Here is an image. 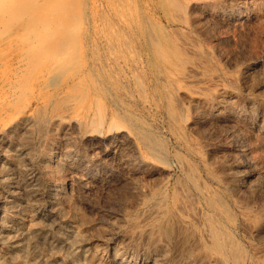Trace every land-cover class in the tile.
Listing matches in <instances>:
<instances>
[{
  "label": "rangeland",
  "instance_id": "obj_1",
  "mask_svg": "<svg viewBox=\"0 0 264 264\" xmlns=\"http://www.w3.org/2000/svg\"><path fill=\"white\" fill-rule=\"evenodd\" d=\"M132 1H133L134 5L131 6L130 4L132 3ZM134 1L135 0H124V1L123 0H120V1L119 0H0V35H3V34H8L9 35V33H11V32L13 33L14 31L15 32L19 31V33H23L26 36L28 35V42H27L28 45H26L27 47H25L26 48L25 50H27V49L29 50L28 53H29L30 57H32L33 55L39 54V53L42 54L43 58L45 57L44 59H48L49 57L50 58L53 57L54 53H56V51H55L56 49L54 48L55 49L54 50L53 47H50V49H48V46H45L46 50L43 49L44 48L43 45H42L43 41H45L47 39L48 41H51L52 43H55V41L58 40L61 37L60 35L65 34L66 31H67L66 33H69L70 31H72L71 35H74V36H72V39H73L74 43L70 47L67 48L68 50H67V53H66V55L68 56L70 62L68 61L67 63H65V66H67V67H69L71 69V71H69V73L66 74L67 76L66 75H56L54 77H51V80H49V81H47L46 79H41V75L39 74V72L36 73L37 70H38L37 69V67H38V65H37L38 62L37 61H38V59L37 60L35 59L34 61H30L31 64H30V62L26 63L25 66L22 68V71L19 72V78H18L19 79V85L21 87H23V93L21 92V90H22L21 89L16 94L15 97H8V99L6 97H4V96L2 97V95L0 94V102L2 103V104H0V107L4 106V104L5 105H10V106H8V111L9 112H7L6 114H3V113L0 112V116L3 115V116L0 117V126L2 125L0 127V132L3 131L2 133H0V137L2 138V139L0 138V149H1L0 150V157L2 156L0 158V164L2 163V166H0V172L3 169L2 167H4V164L6 163V161H13V163L19 164L21 166L20 170L21 169L23 170V171H20V174H19V172H17V170H14L12 172V174H11L12 175L11 179H13V180H11V181L8 180L7 182L5 181V182H2V183L0 182V199H2V197H3V199L4 198L6 199V198H9L8 196H12L13 195V198H11L13 201L11 202V204H9V206H10V210H9L10 215L14 218L16 223H18V222L22 223V221L26 225H29V223H30L31 226L35 229V235H36L35 236L33 234L34 236L30 235L29 237L21 238L22 240L20 241V243H21L22 250L17 252L16 258L17 259H21L22 258V260H25L28 264H45L48 259H49L48 261H52L53 263H56V264H81V263H83V259L82 258H79V260H77L75 263H68V262L66 263L65 260L63 261V259L66 256V253H68V251L71 250V245L72 244H70L69 242L72 243V238L68 234L69 230H70L69 226H71V225H73L74 227L77 226V229L79 231L81 230V232H80L81 243H90L87 246H92V247L93 246L97 247L99 245L101 246V247L99 246V249L101 248L100 250L103 252V253L101 252V254L103 255L101 261H103L104 264L106 262H108L106 264H109V262H110L109 246H108V240L107 239H108V237L110 235H113V233L115 234V236L113 235L114 241L118 242V244L120 245L121 248H124V249L126 248L125 250L126 251L128 250L129 252H131L132 255L134 253H135L134 255H138V254L140 255V254L143 253L142 249H144V248H142V247H141L142 249L140 248L141 245L138 243V240L137 241L135 240V237L134 238H132L131 236L129 237V235H131V231H129L130 227L124 221H121L122 219H121L120 214L122 213V215L123 214L125 215V214L128 213L127 211L132 210V207H133L132 205L135 204L134 199H137L139 191L141 189H145L147 187L162 185L165 182L164 186L167 185L165 189L169 188L168 189L169 193H170V191H174L175 190V192H177V194L183 195L181 193V192H183V191H181V189L183 190V188H182L181 185H179V182H180V184L181 183H182V185L184 184L183 186L185 187V189L187 188L188 191H189V189H188V187H189L191 189L190 192L195 195V196L191 195L187 191L190 194L189 196H187L189 199H190V196H192L191 197L192 200L196 199V197H197V199L195 201L193 200V203H192V204H195L194 206H196V207L199 206L198 200L199 201L202 200L201 192L198 190L199 188H197V187L201 186V187H206L207 189L209 188L208 191L211 194L217 192L218 194H221L222 196L224 195L223 196L224 199L228 202V209H227L228 211L227 210H225V211L223 210L224 211L223 212V217L227 216L226 218H228V219L225 218L226 221L227 220H232V222L231 221H227L228 224L231 225V226L233 225L232 227H234V230H236L235 231L236 233H238V234L241 233L242 234V235L241 234L240 235L243 237V241H244L245 245H247V247L250 249L251 255L254 257L253 258L254 264L255 263L256 264H259V263L264 264V252H262V251H264V247H263L264 246V236H263V234H264L263 232L264 231L261 232V233L260 232L258 233V231H256L255 229H252L253 227L252 228L250 227L251 228V230H250V229H248L249 226H246V225H245V227H246L245 228L244 225H243L244 223L242 222L243 217L240 214L239 210L234 205L236 203L235 201H240V202L244 203V205H247L248 207H250L252 210L262 211L263 215H264V201H263L264 200V182H262V180L264 181V176H261V174L264 175V172H263L264 171V138H261V139H260V137H258L259 139L257 137L254 138L255 136L251 135L253 130L250 128L251 125L253 126V123L255 124V122H256L258 116L260 115V113H264V111H262L264 109V106L261 104V102L264 104V93H263L264 92V85H262L263 82H264V26H263L264 25V20L261 21V22L253 21V23H251V25H249V27L248 26L246 27V30L243 29V28H238V27H235L233 29V27H229L227 24H224L222 21H218V20H215V19H214V21H211L213 23H211V24L209 23V24L206 25L207 21H204L205 19L201 20V18L198 16V14L196 12H193L192 14H190L191 12L188 9L189 6H190V3H189L188 0H182V1L181 0H179V1L170 0L171 2L169 0H164V1L162 0L164 3L169 4V6H168L169 8H168V11L166 12V14L161 13L162 16L160 14L161 18L163 20L167 19V20L176 21V22H179V23H177V25H175V28L177 30L175 29L174 31H172L171 28H167L165 31H163V29H165V28L161 29L160 26L159 27L158 26L155 27V30H157L158 32L162 31L161 33H163V34L164 33L165 34H167V33L171 34V37L170 36L169 37L170 38L173 37L172 40H174V42L177 45H180L181 47L185 46V45L186 46L187 45L195 46V48L198 50V52H200V53H198L200 55V57L197 56L199 59L195 58V61L199 60L197 63H199V62L201 63L202 62V60L200 58H201V56L203 54L204 55L202 56V58H204V59H203V62L201 63L202 65L199 63L201 66L196 63V69H195L196 71L189 72L190 78L188 79V81L186 80V78H183L182 76H177L176 80L173 81V79L172 80L170 79L171 83H168L169 81L167 82L165 80V78L162 77L164 79V81H163V79L161 80V77H160L158 82H161V83L158 84L157 81L156 82H154V81L156 80L155 77L156 76L159 77V75L155 76V74L153 73L152 65L155 62H157L158 60L161 59L160 56L158 54H154V52L156 50H160L161 49V44L163 42V37H161V35H158L156 33V40L157 41L155 40L152 43L153 46L151 45L150 47H148L149 50H151V52L144 50L146 53L144 51H142L143 57H141L140 48L137 49L136 47H134L135 46L134 43L137 40L132 39V37L127 34L128 33L127 32L128 28L123 29L124 27L128 26L127 25V20L131 16L134 15V12L135 13L138 12V7H137L138 5L135 4ZM162 1L152 0L151 3L153 5H155L156 2L158 3V2H162ZM185 1H187V2H185ZM208 1H210L212 3L219 4V3L225 2L227 0H208ZM228 1H232V0H228ZM63 2L65 3L64 4L65 6L62 4ZM118 3L119 4L122 3V5H119ZM177 3L178 4L182 3V4L177 5ZM175 4H176L177 7L175 6ZM135 5H137V6H135ZM181 6H182V8H181ZM51 10H56V12L55 11L53 12V14L54 15L56 14V16H54L53 14H52L53 16L50 15V11ZM64 12L67 13V14H64ZM131 12H133V14ZM51 13H52V11H51ZM193 14H194V16H193ZM118 16L121 17V18H119ZM124 16H125V18H124ZM51 17H53V18H51ZM65 19H67V20H65ZM175 19H177V20H175ZM182 19L184 21H182ZM193 19H195V20H193ZM185 21H187V22H185ZM215 21H218L219 23L218 22L215 23ZM59 22H60L61 26H62V24H63V26H65L64 29L62 27L57 29L56 26H60ZM56 23H58V25ZM25 24H29V25L32 24L34 26V29L31 30L30 32H25V31L19 30V28H21V26L25 25ZM213 24L215 25V28H213L214 27ZM199 25H200V27L202 29L200 27H198ZM203 25H204V27H203ZM208 26H210L209 27L210 29L208 28ZM211 26H213V27H211ZM242 29H243V31L244 30L245 31L244 32L241 31ZM47 30H49V31H47ZM64 30H66V31H64ZM124 30H126V31H124ZM201 30H203V31H205V33H209V34L205 35V33L203 34V32ZM117 31H119V32H117ZM157 31H155V32H157ZM175 31H176V34L174 33ZM73 32H75V33H73ZM121 32H122V34H121ZM19 33H14V36L17 37V35H20ZM41 33L43 35H41ZM116 33L117 34L119 33V35H117ZM48 34H50V35H48ZM51 34L53 36H51ZM35 35H36V38H35ZM47 35L49 36V38H48ZM122 35H125V36H122ZM40 36L41 37L44 36V40L43 39L40 40V38H41ZM11 37H13V36L11 35ZM45 37H47V38L45 39ZM124 37H126V39ZM191 37H193V38H191ZM38 38H39V40H38ZM192 39H194L196 41L193 42ZM36 40L38 41V43H37ZM40 41H42V43ZM124 41H126V42H124ZM133 41H134V43H133ZM159 41H160V44L157 43L155 45V43L159 42ZM179 42L181 44H179ZM186 42L189 43V44H186ZM52 43H50V45ZM131 43H132V45H131ZM41 46H42V48H41ZM153 48H157V49H153ZM44 51H45V53H44ZM52 52H54V53H52ZM6 53L8 54V52H3L1 55L2 56L3 55H7ZM43 54H44V56H43ZM49 54H51L52 56H50ZM70 54H71V56H70ZM147 54H148V56H147ZM225 55H226V57H225ZM227 56L230 59L227 58ZM186 58H187V55H186ZM227 59H229V60H227ZM234 59L237 61V63L235 62ZM207 60H208L209 63L205 62ZM233 60L235 62V66L233 65L234 64ZM137 62H138V64H137ZM146 62H148V63H146ZM243 63L246 66H244ZM36 65H37V67H36ZM253 65L254 66L257 65V66L253 67ZM258 65L260 66V68H258L259 67ZM65 66H64V68L67 70V68ZM85 66L94 68L96 71H98V70L99 71H98V73L96 75L93 74V76L92 75L87 76L86 84H85V82L83 80H82L83 81L82 82L81 79L74 81V83L70 82V83L66 84V78L63 77V76L68 77V75H70L71 73L76 72V70H78L77 68H82V67H85ZM206 66H207V68H206ZM104 70H105V72H104ZM197 70H198V72H201V73L197 74ZM243 70L246 71V72H243ZM261 70H262L263 73L260 72ZM218 71L220 73H218ZM251 71L253 72L254 75L256 74L254 72H257L256 76L259 79L258 78L254 79L256 76H254L252 74L254 76L253 77L251 75V73H250ZM145 72L147 74H145ZM258 72L261 73V75ZM101 73L106 74V76L102 75ZM248 73H250V74H248ZM242 74H243V76H242ZM249 75L252 76V78H249L250 77ZM100 76H101V78H105V80L107 78H108L107 80L111 79L110 80L111 84L114 83V84L117 85V87H116V85L113 84V86H115L114 88L117 90V91H115L116 92V96L119 95V98H123L124 101H126L129 104L130 108L134 112L136 111V113L139 116H141L142 124H144L142 126V129L145 127V129H143V130L146 132L147 135H150L149 136V139H150L149 143L152 145V149L151 150L148 151L147 149L143 148L142 152L144 151L143 153L145 154L146 158L151 160L152 162L161 164V161H163V162L165 161L164 165H166L165 167L168 169V171H166V172H168V173L165 174V172H161L162 174H160V173H156L153 169H151V170L148 169L147 170L146 168L145 169L143 168L141 171H138V173L136 174L140 178H138L136 175H135L136 177L135 176L132 177V175H131L132 174V170L137 169L138 166L134 164V166H135L134 168H133V165H132V166H130V168L127 166L129 168L128 170L126 169V167H123L124 169H122L121 168L122 166H120L119 163H118V161H119L118 158H121L124 155L122 150L119 152L120 154L122 153L121 154L122 156L119 153L115 154L114 150H113V145L109 143V146H108V143H106V142H105L106 143L105 147H104L105 144L102 143L104 148L101 147L102 145L100 144L98 147H101V148H99V150L96 149L97 152L98 151H103V149H104L103 152L97 153L96 151H94V152L88 151L87 149H89V146H91V144L89 143L88 145L86 144L87 146L84 145V144L79 145L78 147L81 146L80 150L77 147V149L74 151V153H72V157H76L77 159H78V157H80V155L85 153L82 156L86 155L87 159L83 162L84 163L83 166L85 165L83 168H86L88 166L87 168L89 169L94 159H95L94 160L95 163H96L97 160H98L97 163L101 162L99 164L100 168L97 167L96 171L94 169L91 172V173L94 172L93 174L90 173L88 175L86 173L87 177H85V173L84 172H86L88 170L87 168L86 169L82 168V170H76L75 168L72 167V169H74V171H76V172H74L71 169V167H69V164L67 165V164L64 163V161H63L64 157L63 156L69 150V146H68L69 143H68L67 139H69L71 136H74V134L71 132L72 130L69 127L67 128V126H62V125H60L58 123H55L56 124L55 125V124L51 123L49 119L51 118V115H53V113H55L57 110L58 111H63L64 109H67L71 105V102H72L71 100H74L73 103L75 101H77V102L80 101L82 99V93L81 92H85V90L88 88L87 86L88 85L90 86L91 83H93V85H95L94 82L97 81L98 78H100ZM145 76L147 78H145ZM191 77L195 78V80L193 78H191ZM205 78L209 79V81L207 82V79H205ZM149 79L150 80L152 79V80L149 81ZM178 79L179 80L181 79V81H183V82H181V81L179 82ZM192 79L194 80V83H193ZM200 79L201 80L204 79L205 81L204 80L200 81ZM243 79H244L245 84L242 81ZM245 79H247V80H245ZM249 79L252 82V85H255V86H250L251 82L249 81ZM41 80H42V82L46 81V82H44L46 84L45 85L41 84V86L38 85V86H36L34 88H32L33 86H30L32 83H36L37 81H41ZM89 80H90V83H88ZM144 80H146V81L148 80L147 84L149 82V85H147L148 86V90L147 91L144 90V88L142 89V87H143L142 82ZM189 80L192 81V82H190ZM256 80L258 82L260 80L261 84H260V82L258 83ZM172 82H173V84L175 82L177 85L176 84L173 85ZM256 82L258 84H256ZM24 83H25V85H24ZM198 83H200V84H198ZM240 83H243L244 86L242 84H240ZM161 84H162V86H161ZM213 84H215V85H213ZM247 84L248 85L250 84L249 86L253 87V88H250ZM204 85H206V86H204ZM245 85H247L248 88ZM26 86H27V88H25ZM29 86L31 88H29ZM156 86L159 87V88L155 89ZM164 86H167V87H164ZM173 86H175V88ZM196 86H198V88ZM212 86H213V88H212ZM72 87H74V88L72 89ZM168 87H170V89ZM240 87H241V89H239ZM53 88H54V91H53ZM118 88H119V90H118ZM163 88H164L165 91H167V90L171 91V92L173 91L174 93H177L179 95V97H178V100L180 99L179 103L180 104H184L182 106H183L184 113H185L186 117H185V115H183V116L185 117L186 121L182 120V118H180V117H177L176 113H178V108L176 106H178V104H177L178 102L176 100V97L175 96L172 97V93H170L171 99L173 100V102H172L170 100L169 96L168 97L162 96V94H164L163 92H165L163 90ZM176 88H178V89H176ZM220 88H225L229 92L233 93V96L235 97V99H238V97H239V99H241L244 102L243 103L240 100V102L243 105L247 106L248 102L249 103H251V102L253 103L254 102V105L256 104L255 107H254L255 109L253 108V110H252L254 113H251L252 111L249 112V110L248 111L246 110L247 112L246 111L242 112L240 110H236L235 113H236V115L238 114L237 115L238 118L240 120L243 118L241 121L240 120L239 121L240 122L243 121V123L245 122L244 123L245 125L242 126L243 123H240L239 125L242 126V129L234 128V131H235V129H237L235 132L231 128L230 129H224L223 127H221L222 131H220V130L218 131V129H220V126H218V125L216 126V124L214 125L213 123H212L213 125L211 123H209V124H207V123L205 124L204 123L202 125V123H201L200 126H196V128H194L196 130H197V128H198V130L200 128L205 129V131L207 132L206 134L204 133L205 131L202 130V129H200L201 132L203 131L202 133L200 132V130H199V132L197 131L198 133L194 132L195 130L192 129V128H191V130H192L191 131L190 127H188L187 124H189L188 121H193L195 114L188 108L189 101L191 100L190 97L196 96V95H198L200 93H204L206 95H213V94L217 95V92H218V90ZM243 88H245V89L243 90ZM24 89H26L27 91L24 90ZM171 89H173V90H171ZM247 89L248 90L250 89V90L248 91ZM261 89H262V91H261ZM72 90H73V92H72ZM191 91H193V92H191ZM69 92L70 93L71 92L72 93L75 92L74 93V95H75L74 97H75L76 100L74 98L72 99L73 95H71L72 97L68 98L67 100L61 98V96H64V94H69ZM55 93L59 94L58 96H59L60 99H55L58 102L57 101L55 102V100H54V102L56 104L54 103V104H51V105H55L56 106L57 103H60V105L58 104V106L55 107V108H53L54 106L53 107L49 106V107H47L46 110H44L45 109L44 106L48 104V101L51 100V98L53 97V95ZM117 93H118V95H117ZM180 93L181 94L183 93V94L181 95ZM187 94L189 95V98L185 97V95L188 96ZM46 95H47V97H46ZM50 96H51V98H50ZM159 96L161 98H159ZM49 98H50V100H49ZM132 98L133 99L135 98L134 99L135 101ZM158 99H159L160 102L157 101ZM3 100L6 101V103ZM166 100H167L168 103L166 102ZM13 101H16V102H13ZM43 101H44V103H43ZM174 101H176V102H174ZM171 102H172L173 106L171 105ZM154 103H156V104H154ZM166 103H167V106H166ZM160 104H162V105H160ZM26 105H30L32 108H36V109H32V115H33L34 118L33 119H29V120L28 119L27 120H21L20 124H18L17 127H13L11 129V125H9L10 121L13 118H17V116H18L17 115L18 113L16 112V114H15L14 112L18 110V107L21 108V106L23 107V106H26ZM9 107H11V108H9ZM100 107L101 106H95V108H94V110H96L95 112L97 113V114L95 113L97 121H95V125H93V129H96L95 131H98L100 129H101L100 131H102L104 125H106V123L104 124V122H105V114L106 113H105V110H103ZM166 107H168V108H166ZM48 108H49V110H48ZM51 108L54 110V112H53V110ZM172 108L173 109L175 108L174 109L175 112H173L174 110L173 111L171 110ZM39 109L40 110L43 109V111H44V112L42 111V116H41V113L39 112ZM257 109L261 110L262 112L258 111ZM254 110L255 111L257 110V111L255 112ZM37 111H38V114H37ZM50 111L53 112V113H51V115L48 114V113H50ZM102 112L104 114H102ZM170 112H172L173 114L170 113ZM192 114H194V116ZM244 114H246V115H244ZM11 115H13V116H11ZM239 115H240V117H239ZM252 115L255 116V117H253ZM253 118H255V119H253ZM171 119L174 120V121L172 122ZM41 120H44V121H41ZM24 122H25V124H24ZM34 122H36V123H34ZM174 122H177V123H174ZM249 122H250V124L251 123L252 124L250 125ZM176 124H177V127H176ZM183 124H185V125H183ZM50 125H52V126H50ZM58 125H60V127ZM246 125H247V127H246ZM8 126H10V127H8ZM211 126H214V127H211ZM176 128H177V130H176ZM215 128H217V129H215ZM64 129H66L67 131L64 130ZM212 129L216 130L217 132L216 131L212 132ZM105 130H104L103 136H106L107 135L106 133H108L106 128H105ZM223 130H225V132H226V130L227 131L231 130L232 132H226V133L224 132V133H222ZM245 131L249 132V135L251 136V138H250L249 135H247L248 132H245ZM65 132H67V133H65ZM238 132L240 134H242V135L239 136ZM41 133H42V135H41ZM63 133H65L64 137H63ZM194 133H196V134H194ZM235 133H236V135H235L236 137H234ZM232 134H233V136H232L233 139L231 138L232 140L230 138H228L230 140L225 139V137L227 138L228 135H229V137H231ZM206 135L207 136L209 135V136L207 137ZM222 136H224V138ZM245 136L246 137L248 136V137L245 138ZM211 137H212V139H211ZM240 137H243V138H240ZM61 139H64V140H61ZM220 139H221L222 142L219 141ZM243 139H245V140H243ZM249 139H251V140H249ZM179 140H181V141H179ZM253 140H254L255 143H253ZM61 141H62L63 145H62ZM140 143H142V142H140ZM242 143H244L243 144L244 146H241ZM245 143H246V145H248L247 146L248 148H246ZM3 144H4V146H3ZM66 144H67V146H66ZM187 144H189V145H187ZM233 144H235L236 146L233 145ZM237 144L239 145L238 146L239 148L237 147ZM57 145H59V146H57ZM157 145L160 146V147H158ZM153 146H155V147H153ZM189 146H190L191 150L187 149ZM202 146L205 149L202 148ZM224 146H226V150L227 151L225 150ZM262 146H263V148H261ZM221 147H224V148H221ZM253 147H254V149H253ZM259 147H260V149H259ZM217 148L218 149L220 148V149L218 150ZM2 149L5 150V151H3ZM19 149H22V150H19ZM155 149H157V150H155ZM247 149H248V151H246ZM6 150H7V152H6ZM62 150H64L65 152L62 151ZM77 150L79 152H77ZM214 150L216 152L217 151L218 152L216 153ZM229 150H230V153H229ZM87 151L91 152L93 155H91V153H89V156H88ZM154 151H155L156 154L158 153L157 154L158 156H155L156 154L154 153ZM80 152H83V153H80ZM219 152H221V153H219ZM95 153H96V155H95ZM124 153H125V151H124ZM163 153H165V155ZM200 153H202V154H200ZM227 153H229V154H227ZM240 153H242V154H240ZM245 153H247V154L245 155ZM74 154H77L79 156L74 155ZM100 154H101V156H100ZM108 154L109 155L110 154L111 155L114 154L115 157H114V155L112 157L111 155L109 156ZM149 154H152V155H149ZM209 154H210V156H209ZM234 154L235 155L237 154V155L235 156ZM213 155H215V156L219 155V156H217L218 157L217 158V157H215ZM223 155H224V157L226 159L228 158L227 162H226V159H225V161L222 160V158L224 159ZM17 156H19L21 159H19V157H17ZM103 157L105 159H103ZM111 157H112V159H111ZM150 157H152V159ZM156 157H158L157 160H156ZM22 158H25V159L23 160ZM76 158H73V159H76ZM90 158H91V160H90ZM92 158H93V160H92ZM161 158H163V159L160 160ZM100 159H101V161H99ZM106 159L108 160V162H107ZM109 159L111 160V162L113 161V163H111ZM176 159H178L179 161H181V160H183V161H181L179 163V161H177ZM261 159H263V160H261ZM56 161H57V163H56ZM166 161L168 162L167 164H166ZM19 162H21L22 164H20ZM110 163H111V166L114 165V168L110 166ZM181 163H182V166H181ZM183 163H184V165H183ZM188 163H189V165H188ZM62 164H64V166L66 165V167H64ZM107 164H109V165L107 166ZM257 164H258V166H257ZM56 165H58V166L56 167ZM100 165H102V166H100ZM115 165H116V167H115ZM61 166H63L65 169L63 167H61ZM105 166H107V169L105 168ZM184 166H185V168H184ZM117 167L120 168V171H118L119 168H117ZM252 167L255 169V171H253L254 169ZM58 168H61L60 169L61 171ZM109 169H110V172H109ZM184 169H187V170L185 171ZM258 169H259V171H258ZM83 170H85V171H83ZM115 170H117L116 172H118V173H115L114 172ZM143 170H144V172H143ZM145 170H147L146 173H145ZM193 170H194V172H193ZM70 171H72V172H70ZM104 171H106V172H104ZM149 171H152V172L148 173ZM120 172H122L123 175L119 174ZM72 173H74V174L76 173V175L73 174L76 177V179L72 175ZM108 173H110V174L108 175ZM144 173H145V175H144ZM21 174H22V177H20ZM163 174L165 175V177H164ZM81 175H83L85 178L83 176H81ZM90 175H92L91 178H90ZM105 175L107 177H105ZM157 175H159V177L160 176L161 177L158 178ZM123 176H125V178ZM153 176L154 177L157 176V177L154 178ZM177 176H178L179 179L177 178ZM190 176H191V178H190ZM193 176H194V178H193ZM205 176H207V177H205ZM213 176H215V177H213ZM70 177H72V179ZM81 177H82V179L84 178V180H85L84 183L86 182V180L88 181L85 184L88 185L90 183L88 185V187H90V188H87V190H86L85 187H82L81 185H80L81 186L80 187L79 183L77 182V179L81 178ZM117 177H119V178L116 179V181L119 180L120 183H118V185H121V186H120V188H118L117 190L114 191V190H111L113 186L112 185L110 186L108 182L114 181L115 178H117ZM21 178H22V181H21ZM120 178H122L121 181H120ZM136 178H138V180ZM195 178H196V182H198V184L195 183ZM73 179H75L76 182L73 181ZM128 179H132V181L129 180V182H128ZM133 179H135V180H133ZM140 179H142V180L144 179V182L141 181ZM148 179H150V180H148ZM176 179L178 180L177 182H176ZM259 179L261 180V183H260ZM96 180H99V181H96ZM106 180H108V181H106ZM124 180L127 181L128 183L125 182ZM154 180H155V182H154L155 184H153ZM241 180H243L244 183ZM157 181H160V182L158 183ZM251 181H252V183H251ZM30 182L35 184L34 188L31 187L30 185H28ZM91 182H93V183H91ZM101 182H103V183H101ZM124 182L127 183L128 185L127 184L124 185L125 184ZM136 182H137V184H136ZM138 182H139V184L142 183L143 185H139ZM148 182H149V184H148ZM249 182H250V184H249ZM53 183L55 185H57V186L59 185V187H61V184H62L63 187H61V188L64 190L63 192H65L64 197H67V194H68V198L67 199H69L70 201L71 200H74V201L70 202L66 198H65L66 200H64V197L63 198L61 197L62 194L59 195V196L56 195L55 191L53 190V186H54ZM75 183H76L77 187H75ZM176 183L178 184V186H177ZM218 183H220V184L218 185ZM135 184H136L137 187H135ZM228 184L229 185L238 186V188H241L240 186L243 187V185L248 186V187L252 186V187H254V189L252 187H251L252 189L250 187L247 188L249 190V192H250V193L248 192V194H247L246 192L248 190L247 189L244 190L243 188H241L240 191L238 190V193L240 192L239 193L240 195H239V194H237V191L236 192L235 191L234 192L226 191L225 189H226ZM97 185H99V186H97ZM101 185H104L105 187H103V186L101 187ZM78 186L82 189L80 191H82V193L84 195H80V192L78 190ZM131 186H132V188L135 187V190H134V188L132 189ZM140 186H141V188H140ZM210 186L213 188V190H212V188ZM121 187H123V188H121ZM177 187H180L181 189L177 188ZM71 188H73V190ZM33 189L36 190V191H34L35 193L32 191ZM109 189H110L111 192L109 191ZM178 189H179V191H178ZM66 190H68V192ZM101 190H102V192H101ZM120 190H122V191L120 192ZM132 190H134L133 193H132ZM250 190H252L253 192H251ZM86 191H88V192H86ZM74 192H75V194H74ZM76 192H79V193H76ZM184 192H186V190ZM107 193H108V195H107ZM109 193L112 194V195H110ZM123 193H125V194H123ZM251 193H253V194H251ZM256 193H257V195H256ZM1 194H2V196H1ZM126 194H128V196ZM130 194L132 196H130ZM184 195H188V194H184ZM59 197L61 198L60 200H58ZM122 197H124V198H122ZM126 197H128V198H126ZM193 197H195V198H193ZM198 197H200L201 199L198 198ZM192 204L190 203L189 205L192 206V208H193ZM197 204H198V206H197ZM16 206H17V208H16ZM60 206L62 208H59ZM118 206H119V208H118ZM60 211H61V214H60ZM75 211H76V213H75ZM115 211H117V212H115ZM121 211H123V212H121ZM35 214H37V215H35ZM116 215L117 216L119 215V216L117 217ZM41 218H42V220H41ZM67 218L70 219V220H68ZM208 219L212 220L211 217H208ZM71 220H72V222H71ZM111 221H113V222H111ZM238 221L240 223H238ZM110 222H111V225H112L111 226L112 229L110 228L111 230L109 229ZM120 223H121V225H120ZM241 225H243V226H241ZM127 228H128V230H127ZM118 229H119V231H118ZM121 229L123 231H120ZM38 231H39V233H38ZM127 231H129V232H127ZM255 232L257 234H255ZM108 233H110V235ZM124 233H125V235H124ZM122 234H123V237L121 239ZM65 235H67V236H65ZM81 235H83V236H81ZM126 235L128 236V238H127ZM259 237H261V238H259ZM123 240H125V241H123ZM94 241L96 242V244L94 243ZM104 241H105V244H104ZM260 247L263 249L262 251H261ZM129 248H130V250H129ZM140 249L142 251V252L140 251L141 253L139 252ZM65 250H66V252H65ZM137 250H138V252H137ZM62 252H64L65 254L62 253ZM255 252H258V253H255ZM257 254H259L260 256L257 255ZM60 256H63V257H60ZM30 259L31 260L35 259L36 261L32 260V262H31V261H29ZM54 259H56V260H54ZM123 259L124 258L122 257L120 259V262L123 261ZM135 262L137 264L138 263L139 264L140 263L141 264H145V263L147 264V260L145 261V259L143 260L142 258H139L137 260L135 259ZM135 262H134V258H132L131 264H135Z\"/></svg>",
  "mask_w": 264,
  "mask_h": 264
},
{
  "label": "bare ground",
  "instance_id": "obj_2",
  "mask_svg": "<svg viewBox=\"0 0 264 264\" xmlns=\"http://www.w3.org/2000/svg\"><path fill=\"white\" fill-rule=\"evenodd\" d=\"M120 1V0H119ZM124 1V0H123ZM152 0H135L134 3L137 4L135 6L138 7V12H134V15L131 16L128 20H127V25L126 27H124L123 29L125 28H128V35H130L132 37V39H135L137 41H133L134 43V47H136L137 49L140 48V55L141 57H143V53L142 51H149L151 52V50H149L148 47H150L151 45L153 46V42L156 40V33L158 35H161V37H163V42L161 44V49L160 50H156L154 52V54H158L160 56V60H158L157 62H155L153 65H152V69H153V73L156 75H159L156 76V80L154 82H158L160 77H161V80L163 78H165V80L168 82V83H171L170 81L173 79L176 80L177 79V76H182L183 78H186V80L188 81V79L190 78V74L189 72L191 71H196V63L199 61H195V58L196 59H199L197 56L200 57V55L198 53V50L195 48V46L193 45H185V46H180V45H177L171 37V34H163L161 32H158L157 30H155V27H161L162 28H165L163 29V31H165L167 28H171L172 31H174L176 28H175V25H177V23L179 22H176V21H170V20H163L161 18L162 14H166V12L168 11V6L169 4L167 3H164L162 0H159V1H162V2H156L155 5H153L151 3ZM170 1V0H169ZM179 1V0H177ZM182 1V0H181ZM189 3H190V6H189V11L191 12L190 14H192L193 12H196L198 14V16L202 19H205L204 21H207L206 25L207 24H211L213 22L211 21H214L215 20H218V21H222L224 24H227L229 27H233V29L235 27H238V28H243L246 30V27L249 25H251V23H253V21L255 22H261L264 20V0H232V1H225V2H222V3H219V4H216V3H212L208 0H188ZM131 2V1H130ZM171 2V1H170ZM187 2V1H185ZM127 3V2H126ZM176 3V2H175ZM63 5L65 4L64 2L62 3ZM119 4V3H118ZM129 4V3H128ZM171 4V3H170ZM182 4V3H180ZM177 3V5H180ZM16 5V4H15ZM23 5V4H22ZM72 5V4H71ZM119 5H122L119 4ZM131 6L134 5L133 4V1L132 3L130 4ZM65 6V5H64ZM130 6V7H131ZM134 6V7H135ZM172 6V5H171ZM176 6V4H175ZM174 6V7H175ZM125 7V6H124ZM173 7V6H172ZM177 7V6H176ZM184 7V6H183ZM117 8V7H116ZM128 8V7H127ZM132 8V7H131ZM182 8V6H181ZM71 9V8H70ZM135 9V8H134ZM133 9V10H134ZM60 10V9H59ZM72 10V9H71ZM70 10V11H71ZM172 10V9H171ZM43 11V10H42ZM52 11V13H51ZM50 11V15L53 14V12L56 10H51ZM65 11V10H64ZM188 11V12H189ZM60 12V11H59ZM18 13V12H17ZM133 14V12H131ZM64 14H67L64 12ZM131 14V15H132ZM161 14V16H160ZM175 14V13H174ZM23 15V14H22ZM54 15V14H53ZM52 15V16H53ZM71 15V14H70ZM119 15V14H118ZM124 15V14H123ZM170 15V14H169ZM7 16V15H6ZM56 16V14L54 15ZM120 16V15H119ZM118 16V17H119ZM177 16V15H176ZM194 16V14H193ZM197 16V17H198ZM64 17V16H63ZM164 17V16H163ZM179 17V16H178ZM47 18V17H46ZM50 18V17H49ZM53 18V17H51ZM66 18V17H65ZM121 18V17H119ZM118 18V19H119ZM125 18V16H124ZM127 18V17H126ZM182 18V17H181ZM180 18V19H181ZM186 18V17H185ZM193 18V17H192ZM196 18V17H195ZM48 19V18H47ZM199 19V18H198ZM61 20V19H60ZM67 20V19H65ZM126 20V19H125ZM177 20V19H175ZM195 20V19H193ZM58 21V20H57ZM121 21V20H120ZM182 21H184L182 19ZM218 21H215L218 22ZM54 22V21H53ZM61 22V21H60ZM59 22V24H60ZM126 22V21H125ZM187 22V21H185ZM195 22V21H194ZM203 22V21H202ZM62 23V22H61ZM214 23V24H215ZM219 23V22H218ZM38 24V23H37ZM58 25V23H56ZM118 24V23H117ZM203 24V23H202ZM213 24V25H214ZM261 24V23H260ZM74 25V24H73ZM120 25V24H119ZM219 25V24H218ZM222 25V24H221ZM256 25V24H255ZM259 25V24H258ZM262 25V24H261ZM51 26V25H50ZM196 26V25H195ZM194 26V27H195ZM202 26V25H201ZM217 26V25H216ZM264 26V25H263ZM49 27V26H48ZM52 27V26H51ZM57 29L62 27L63 29L65 28V26H56ZM121 27V26H120ZM200 27V25L198 26ZM204 27V25H203ZM210 26H208L209 28ZM213 27V26H211ZM245 27V28H244ZM260 27V26H259ZM61 28V29H62ZM119 28V27H118ZM201 28V27H200ZM215 28V25L214 27ZM34 29V26L32 24H25V25H22L21 28H19V30H22V31H25V32H30L31 30ZM122 29V30H123ZM159 29V28H158ZM197 29V28H196ZM202 29V28H201ZM210 29V28H209ZM232 29V28H231ZM232 29V30H233ZM237 29V28H236ZM243 29L241 31H243ZM77 30V29H76ZM75 30V31H76ZM79 30V29H78ZM177 30V29H176ZM198 30V29H197ZM208 30V29H207ZM244 30V31H245ZM43 31V30H42ZM49 31V30H47ZM60 31V30H59ZM66 31V30H64ZM126 31V30H124ZM157 31V32H155ZM160 31V30H159ZM199 31V30H198ZM203 32V34L205 33V31L201 30ZM243 31V32H244ZM38 32V31H37ZM36 32V33H37ZM56 32V31H55ZM67 32V31H66ZM63 34V35H60L61 37L55 41V43H52L51 41H48L45 37V41H40L43 45V49H45V46H48V49H50V47H53V49L56 51V53H54L53 57H49L48 59H44L42 57V54L39 53V54H36V55H33L32 57L29 56V50H25L27 47L26 45L27 42H28V35L26 36L25 34L23 33H19V31H14L13 33H9L8 34H3V35H0V94L2 95V97H6L8 99V97H15L16 94L21 90V92L23 93V87H21L19 85V72L22 71V68L25 66L26 63H29L30 61H34L35 59L37 60L38 59V67H37V72H39V74L41 75V79H46L47 81L51 80V77H54L56 75H66L67 73H69V71H71V69L67 66H65V63H67L69 61V58L68 56L66 55L67 53V48L70 47L74 41L72 39V36L74 35H71V32L72 31H68L69 33H66ZM119 32V31H117ZM178 32V31H177ZM3 33V32H2ZM14 33H19L20 35H17L14 36ZM75 33V32H73ZM72 33V34H73ZM176 34V31L174 32ZM179 33V32H178ZM184 33V32H183ZM30 34V33H29ZM54 34V33H53ZM57 34V33H56ZM62 34V33H61ZM117 34V33H116ZM122 34V32H121ZM126 34V33H125ZM206 34H209V33H205ZM11 35L13 37H11ZM37 35V34H36ZM36 35H35V38H36ZM41 35H43L41 33ZM50 35V34H48ZM47 35V36H48ZM55 35V34H54ZM71 35V36H70ZM119 35V33L117 34ZM174 35V34H173ZM38 36V35H37ZM51 36H53L51 34ZM122 36H125V35H122ZM170 36V37H169ZM184 36V35H183ZM190 36V35H189ZM41 37V36H40ZM32 38V37H31ZM49 38V36H48ZM78 38V37H77ZM118 38V37H117ZM126 39V37H124ZM193 38V37H191ZM33 39V38H32ZM43 39L44 40V36H42L40 38V40ZM55 39V38H54ZM76 39V38H75ZM182 39V38H181ZM31 40V39H30ZM39 40V38H38ZM51 40V39H50ZM193 42H195L196 40L192 39ZM34 41V40H33ZM37 41V40H36ZM35 41V42H36ZM48 41V42H47ZM127 41V40H126ZM124 41V42H126ZM157 41V40H156ZM161 41V40H160ZM160 41L159 42H156L155 45L157 43L160 44ZM77 42V41H76ZM185 42V41H184ZM183 42V43H184ZM38 43V41H37ZM50 43H52L50 45ZM128 43V42H127ZM126 43V44H127ZM200 43V42H199ZM124 44V43H123ZM125 44V45H126ZM129 44V43H128ZM127 44V45H128ZM179 44H181L179 42ZM186 44H189L186 42ZM126 45V46H127ZM132 45V43H131ZM154 45V46H155ZM131 47V46H130ZM156 47V46H155ZM31 48V47H30ZM42 48V46H41ZM40 48V49H41ZM47 48V47H46ZM127 48V47H126ZM37 49V48H36ZM77 49V48H76ZM151 49V48H150ZM153 49H157V48H153ZM46 50V49H45ZM39 51V50H38ZM123 51V50H122ZM144 51V52H145ZM3 52H8L7 55H1ZM41 52V51H40ZM76 52V51H75ZM137 52V51H136ZM45 53V51H44ZM51 53V54H52ZM123 53V52H122ZM139 53V52H138ZM146 53V52H145ZM32 54V53H31ZM51 54H49L50 56H52ZM75 55V54H74ZM186 55H187V58H186ZM204 55V54H203ZM202 55V56H203ZM44 56V54H43ZM71 56V54H70ZM73 56V55H72ZM148 56V54H147ZM153 56V55H152ZM201 56V60L203 62V59ZM232 56V55H231ZM48 57V56H47ZM46 57V58H47ZM212 57V56H211ZM226 57V55H225ZM233 57V56H232ZM72 58V57H71ZM157 58V57H156ZM155 58V59H156ZM227 58H229L227 56ZM263 58V57H262ZM142 59V58H141ZM206 59V58H205ZM230 59V58H229ZM227 59V60H229ZM232 59V58H231ZM259 59V58H258ZM71 60V59H70ZM200 60V61H201ZM235 60V59H234ZM233 60V62H234ZM262 60V59H261ZM149 61V60H148ZM36 62V61H35ZM70 62V61H69ZM88 62V61H87ZM201 62V63H202ZM205 62H208L205 61ZM204 62V63H205ZM235 62L237 63V61L235 60ZM235 62H234V66H235ZM239 62V61H238ZM131 63V62H130ZM148 63V62H146ZM151 63V62H150ZM200 63V62H199ZM199 63H197L198 65H200ZM209 63V62H208ZM218 63V62H217ZM228 63V62H227ZM31 64V62H30ZM69 64V63H68ZM135 64V63H134ZM138 64V62H137ZM207 64V63H206ZM205 64V65H206ZM249 64V63H248ZM33 65V64H32ZM202 65V64H201ZM200 65V66H201ZM204 65V66H205ZM244 65V63H243ZM260 65V64H259ZM258 65V66H259ZM64 66L67 68V70L64 68ZM69 66V65H68ZM184 66V67H183ZM203 66V67H204ZM210 66V65H209ZM233 66V67H234ZM246 66V65H244ZM243 66V67H244ZM248 66V65H247ZM250 66V65H249ZM252 66V65H251ZM257 66V65H256ZM253 65V67H256ZM31 67V66H30ZM33 67V66H32ZM147 67V66H146ZM216 67V66H215ZM232 67V66H231ZM242 67V66H241ZM263 67V66H262ZM148 68V67H147ZM207 68V66H206ZM260 68V66L258 67ZM78 70H76V72L74 73H71L70 75H68V77L66 76H63L66 78V84L67 83H70V82H73L76 81V80H80L81 81L83 80L86 84V78L87 76H90L93 74H97L98 71H96L94 68H91V67H82V68H77ZM209 69V68H208ZM252 69V68H251ZM250 69V70H251ZM255 69V68H254ZM257 69V68H256ZM33 70V69H32ZM150 70V69H149ZM238 70V69H237ZM241 70V69H240ZM245 70V69H244ZM243 72H246L244 71ZM247 70V69H246ZM24 71V70H23ZM29 71V70H28ZM254 71V70H253ZM258 71V70H257ZM26 72V71H25ZM105 72V70H104ZM204 72V71H203ZM207 72V71H206ZM249 72V71H248ZM262 72V70L260 71ZM29 73V72H28ZM133 73V72H132ZM196 73V72H195ZM198 73H201V72H198L197 70V74ZM205 73V72H204ZM218 73H220L218 71ZM251 75L253 74V72L251 71L250 72ZM248 73V74H250ZM257 74V72H254ZM259 73V72H258ZM263 73V72H262ZM21 74V73H20ZM100 74V73H99ZM102 75H105L106 74H103L101 73ZM108 74V73H107ZM120 74V73H119ZM145 74H147L145 72ZM149 74V73H148ZM193 74V73H192ZM229 74V73H228ZM247 74V73H246ZM256 74L254 76H256ZM261 75V73H259ZM258 74V75H259ZM196 75V74H195ZM223 75V74H222ZM252 75V76H253ZM259 75V76H260ZM263 75V74H262ZM71 76V77H70ZM149 76V75H148ZM193 76V75H192ZM208 76V75H207ZM243 76V74H242ZM248 76V75H247ZM246 76V77H247ZM250 76V75H249ZM252 76H250L249 78H252ZM253 76V77H254ZM21 77V76H20ZM60 77V76H59ZM110 77V76H109ZM150 77V76H149ZM163 77V78H162ZM167 77V78H166ZM197 77V76H196ZM61 78V77H60ZM64 78V79H65ZM107 78V77H106ZM120 78V77H119ZM136 78V77H135ZM142 78V77H141ZM145 78H147L145 76ZM193 78V77H191ZM248 78V77H247ZM258 78L257 76L254 78L256 79ZM56 79V78H55ZM90 79V78H89ZM108 79V78H107ZM105 80V78H98L97 81H95V85H93V83H91V87L88 85L87 89L85 90V92H81L82 93V99L80 101H75L73 103L74 100H71V105L67 108V109H64L63 111H56L55 113L54 110L53 112L50 111V114L53 113V115H51V118L49 119L51 123L55 124V123H58L62 126H67V128L69 127L72 131V133L74 134V136H69L70 138L67 139L68 143H69V150L66 152V154L63 156V161L65 164H69V167H72L75 168L76 170H82V168L85 166H83V162L87 159V156H82L80 155V157H78V159L76 157H72V153H74V151L77 149V147L81 144H84V145H88L89 143L91 144V146H89V149H87L88 151H96L99 150V148L103 147L102 143H104V147L106 146V143H108V146H109V143L113 145V150H114V153L115 154H118L121 150L123 152V156L121 158H118L119 161V165L122 166L121 168L124 169L123 167H126V169L128 170L130 168V166L133 165V168L135 167V165L138 166L137 169L135 170H132V177H134L138 171H141L143 168L145 169H153L156 173H160L162 174L161 172H166L168 171V169L165 167L166 165H164L165 161H161V164H158V163H155V162H152L151 160L147 159L145 154L142 152L143 148L144 149H147L148 151L152 149V145L149 143L150 139H149V136L150 135H147L146 132L143 130L145 129V127L142 129V126L144 124H142V119H141V116H139L136 111L134 112L129 104L124 101L123 98H119V95L117 93L118 96H116V92L117 91L113 86V84H111L110 80ZM137 79V78H136ZM140 79V78H139ZM168 79V80H167ZM171 79V80H170ZM195 80V78H193ZM192 79L193 83H194V80ZM198 79V78H197ZM207 79V78H205ZM242 79V78H241ZM240 79V80H241ZM259 79V78H258ZM262 79V78H261ZM260 79V80H261ZM21 80V79H20ZM122 80V79H121ZM152 80V79H151ZM149 79V81H151ZM179 80V79H178ZM204 80V79H202ZM200 79V81H202ZM211 80V79H210ZM247 80V79H245ZM259 80V82H260ZM263 80V79H262ZM261 80V81H262ZM82 81V82H83ZM92 81V80H91ZM113 81V80H112ZM133 81V80H132ZM136 81V80H135ZM148 81V80H147ZM147 81L144 80L142 82L143 84V87L142 89L144 88V90H148V86L149 85V82L147 84ZM164 81V79H163ZM181 81V79L179 80V82ZM190 81V80H189ZM190 81V82H192ZM205 81V80H204ZM209 81V79H207V82ZM225 81V80H224ZM243 83L245 84L244 82V79L242 80ZM250 81V79H249ZM257 81V80H256ZM46 81H37L36 83H32L30 86H33L32 88L40 85L41 84H46L44 83ZM138 82V81H137ZM177 82V81H176ZM183 82V81H181ZM211 82V81H210ZM222 82V81H221ZM251 82V81H250ZM258 82V81H257ZM256 82V84H258ZM90 83V80L89 82ZM133 83V82H132ZM140 83V82H139ZM138 83V84H139ZM161 83V82H158V84ZM167 83V84H168ZM234 83V82H233ZM243 83H240L243 85ZM173 84V82H172ZM176 83L174 82L173 85H175ZM184 84V83H183ZM200 84V83H198ZM202 84V83H201ZM204 84V83H203ZM251 84V85H250ZM249 85L250 86H255V85H252V82L250 83ZM261 84V82H260ZM25 85V83H24ZM55 85V84H54ZM116 85V84H114ZM169 85V84H168ZM167 85V86H168ZM177 85V84H176ZM215 85V84H213ZM234 85V84H233ZM248 85V84H247ZM247 85H245L247 87ZM248 85V86H249ZM264 85V82L263 84ZM28 86V85H27ZM27 86L25 88H27ZM29 86V88H31ZM129 86V85H128ZM162 86V84H161ZM167 86H164V87H167ZM172 86V85H171ZM195 86V85H194ZM206 86V85H204ZM241 86V85H240ZM244 86V85H243ZM242 86V87H243ZM249 86V87H250ZM90 87V88H89ZM117 87V85H116ZM119 87V86H118ZM150 87V86H149ZM175 88V86H173ZM177 87V86H176ZM179 87V86H178ZM198 88V86H196ZM201 87V86H200ZM209 87V86H208ZM59 88V87H58ZM74 87H72L73 89ZM76 88V87H75ZM120 88V87H119ZM118 88V90H119ZM128 88V87H127ZM153 88V87H152ZM159 87L156 86L155 89H157ZM161 88V87H160ZM170 89V87H168ZM172 88V87H171ZM213 88V86H212ZM248 88V87H247ZM250 88H253V87H250ZM255 88V87H254ZM258 88V87H257ZM256 88V89H257ZM66 89V88H65ZM178 89V88H176ZM182 89V88H181ZM204 89V88H203ZM208 89V88H207ZM210 89V88H209ZM241 89V87L239 88ZM245 88H243L244 90ZM260 89V88H259ZM26 90V89H24ZM80 90V89H79ZM164 90V88H163ZM173 90V89H171ZM185 90V89H184ZM248 90V89H247ZM250 90V89H249ZM248 90V91H249ZM258 90V89H257ZM256 90V91H257ZM27 91V90H26ZM53 91H54V88H53ZM52 91V92H53ZM65 91V90H64ZM121 91V90H120ZM119 91V92H120ZM126 91V90H125ZM124 91V92H125ZM165 91V90H164ZM262 91V89H261ZM25 92V91H24ZM73 92V90H72ZM71 92V93H72ZM122 92V91H121ZM132 92V91H131ZM138 92V91H137ZM162 92V91H161ZM180 92V91H179ZM189 92V91H188ZM193 92V91H191ZM199 92V91H198ZM246 92V91H245ZM69 92V94H64V96H61L62 99H65L67 100L68 98L72 97L71 95H73L72 99L74 98L75 99V95L74 93L71 94ZM128 93V92H127ZM164 94H162V96H166V97H170V100L173 102V100L171 99V96H170V93H172V97L175 96L176 97V100H177V104L178 106H176L178 108V113L177 114V117H180L182 118V120L186 121L185 120V113H184V109H183V106L184 104H180L179 103V100H178V97L179 95L177 93H174L173 91H165L163 92ZM196 93V92H195ZM261 93V92H260ZM264 93V92H263ZM50 94V93H49ZM52 94V93H51ZM62 94V93H61ZM120 94V93H119ZM143 94V93H142ZM181 94V93H180ZM183 94V93H182ZM181 94V95H182ZM244 94V93H243ZM59 94L55 93L53 95V97L49 98L50 101H48V104L44 106V110L47 109V107L51 106L53 108L57 107L58 104L60 105V103H57V105H51V104H54L57 100L55 99H60ZM77 95V94H76ZM141 95V94H140ZM161 95V94H160ZM188 95V94H187ZM245 95V94H244ZM251 95V94H250ZM145 96V95H144ZM184 96V95H183ZM243 96V95H242ZM47 97V95H46ZM148 97V96H147ZM152 97V96H151ZM158 97V96H157ZM185 97H188L189 98V95ZM258 97V96H257ZM159 98H161L159 96ZM21 99V98H20ZM133 99V98H132ZM135 99V98H134ZM133 99V100H134ZM152 99V98H151ZM164 99V98H163ZM183 99V98H182ZM190 101H189V106L188 108L195 114H192L194 116V119L193 121H188L189 124L188 127H190V130L191 128L194 129L196 128V126H200V124L202 123V125L205 123L209 124V123H213L214 125L216 124V126H220V129H218V131H222L221 130V127H223L224 129H233L234 131V128H239V129H242V126L245 125L242 122H240L241 120L238 118V114L236 115V110H240L242 112L244 111H252L253 108L255 107L254 105V102L252 103H249L248 102V105H243L241 102H243L241 99H235V97L233 96V93L229 92L228 90H226L225 88H220L217 92V95L216 94H213V95H206L204 93H200L196 96H192L190 97ZM257 99V98H256ZM259 99V98H258ZM2 100V99H1ZM10 100V99H9ZM17 100V99H16ZM55 100V102H54ZM76 100V99H75ZM153 100V99H152ZM165 100V99H164ZM169 100V99H168ZM241 100V102H240ZM245 100V99H244ZM251 100V99H250ZM4 101V100H3ZM11 101V100H10ZM23 101V100H22ZM61 101V100H60ZM132 101V100H131ZM135 101V100H134ZM159 101V99L157 100ZM252 101V100H251ZM259 101V100H258ZM6 103V101H4ZM8 102V101H7ZM12 102V101H11ZM13 102H16V101H13ZM58 102V101H57ZM68 102V101H67ZM66 102V103H67ZM146 102V101H145ZM149 102V101H148ZM160 102V101H159ZM164 102V101H163ZM167 102V100H166ZM172 102H171V105H172ZM176 102V101H174ZM26 103V102H25ZM24 103V104H25ZM44 103V101H43ZM47 103V102H46ZM168 103V102H167ZM167 103H166V106H167ZM244 103V102H243ZM0 104H2L0 102ZM4 104V103H3ZM13 104V103H12ZM11 104V105H12ZM28 104V103H27ZM56 104V103H55ZM150 104V103H149ZM156 104V103H154ZM153 104V105H154ZM176 104V103H175ZM247 104V103H246ZM261 104L264 106V104L261 102ZM62 105V104H61ZM136 105V104H135ZM162 105V104H160ZM259 105V104H258ZM8 106L10 105H5L0 107V112L3 113V114H6L8 111ZM95 106H101L100 108H102L103 110H105V122L104 124L106 123V125H104L102 131L98 130V131H95L96 129H93V125H95V121L96 120V115H95V111L94 108ZM157 106V105H156ZM173 106V105H172ZM260 106V105H259ZM41 107V106H40ZM60 107V106H59ZM162 107V106H161ZM257 107V106H256ZM11 108V107H9ZM42 108V107H41ZM144 108V107H143ZM157 108V107H156ZM168 108V107H166ZM258 108V107H257ZM263 108V107H262ZM32 109H36V108H32L30 105H26V106H21L18 107V110L17 111H13L15 114L16 112L18 113L17 115V118H11L12 120L10 121V124L11 125V129L13 127H17L18 124H20L21 120H29V119H33V115H32ZM38 109V108H37ZM158 109V108H157ZM175 109V108H174ZM173 108L171 109L172 111L174 110ZM255 109V108H254ZM260 109V108H259ZM257 109L258 111H261ZM49 110V108H48ZM147 110V109H146ZM151 110V109H150ZM170 110V111H171ZM177 110V109H176ZM256 110V111H257ZM36 111V110H35ZM42 110L39 109V112L41 113V116H42ZM99 111V110H98ZM246 111V112H247ZM255 111V110H254ZM255 111V112H256ZM264 111V109L262 110ZM261 111V112H262ZM12 112V113H13ZM44 112V111H43ZM169 112V111H168ZM175 112V110L173 111ZM241 112V113H242ZM157 113V112H156ZM155 113V114H156ZM172 113V112H170ZM189 113V112H188ZM187 113V114H188ZM239 113V112H238ZM251 113H254L253 111ZM250 113V114H251ZM37 114H38V111H37ZM97 114V113H96ZM102 114H104L102 112ZM173 114V113H172ZM171 114V115H172ZM243 114V113H242ZM14 115V114H13ZM11 115V116H13ZM36 115V114H35ZM34 115V116H35ZM99 115V114H98ZM185 115V117L183 116ZM241 115V114H240ZM239 115V117H240ZM246 115V114H244ZM243 115V116H244ZM256 115V114H255ZM3 116V115H1ZM0 116V117H1ZM8 116V115H7ZM39 116V115H38ZM169 116V115H168ZM173 116V115H172ZM175 116V115H174ZM248 116V115H247ZM246 116V117H247ZM253 116V115H252ZM10 117V116H9ZM104 117V116H103ZM170 117V116H169ZM255 117V116H253ZM5 118V117H4ZM175 118V117H174ZM179 118V119H180ZM184 118V119H183ZM248 118V117H247ZM250 118V117H249ZM36 119V118H35ZM42 119V118H41ZM46 119V118H45ZM47 119V120H48ZM177 119V118H176ZM252 119V118H251ZM255 119V118H253ZM4 120V119H3ZM40 120V119H39ZM46 120V121H47ZM172 120V119H171ZM181 120V119H180ZM188 120V119H187ZM240 120V121H239ZM245 120V119H244ZM9 121V120H8ZM32 121V120H31ZM41 121H44V120H41ZM174 120H172L173 122ZM246 121V120H245ZM252 121V120H251ZM100 122V121H99ZM103 122V121H102ZM152 122V121H151ZM253 122V121H252ZM36 123V122H34ZM49 123V122H48ZM50 123V124H51ZM147 123V122H146ZM174 123H177V122H174ZM179 123V122H178ZM184 123V122H183ZM186 123V122H185ZM240 123H243L242 126L239 125ZM2 124V123H1ZM25 124V122H24ZM23 124V125H24ZM42 124V123H41ZM40 124V125H41ZM46 124V123H45ZM212 124V125H213ZM250 124V122H249ZM252 124V123H251ZM250 124V125H251ZM27 125V124H26ZM39 125V126H40ZM56 125V124H55ZM60 125H58L60 127ZM185 125V124H183ZM186 125V126H187ZM249 125V126H250ZM2 126V125H1ZM0 126V127H1ZM52 126V125H50ZM61 126V127H62ZM100 126V125H99ZM147 126V125H146ZM168 126V125H167ZM185 126V127H186ZM210 126V125H209ZM241 126V127H240ZM10 127V126H8ZM44 127V126H43ZM102 127V126H101ZM100 127V128H101ZM176 127H177V124H176ZM202 127V126H201ZM206 127V126H205ZM211 127H214V126H211ZM247 127V125H246ZM7 128V127H6ZM5 128V129H6ZM66 128V129H67ZM105 128L107 129L108 133H106L107 135L106 136H103V133H104V130ZM209 128V127H208ZM207 128V129H208ZM218 128V127H217ZM215 128V129H217ZM222 128V129H223ZM253 132L251 133L252 136H255L254 138H258L260 137L261 138H264V113H260V115L258 116L255 124L253 123V126L251 125L250 127ZM8 129V128H7ZM41 129V128H40ZM64 129V130H66ZM98 129V128H97ZM188 129V128H187ZM202 129V128H200ZM199 129V130H200ZM206 129V130H207ZM37 130V129H36ZM42 130V129H41ZM60 130V129H59ZM58 130V131H59ZM68 130V129H67ZM66 130V131H67ZM177 130V128H176ZM195 131L194 132H199L198 128L197 130L194 129ZM205 131V129H202ZM237 129H235L236 131ZM244 130V129H243ZM248 130V129H247ZM13 131V130H12ZM69 131V130H68ZM106 131V130H105ZM192 131V130H191ZM213 131H216V130H213L212 129V132ZM234 131V132H235ZM3 132V131H2ZM0 132V133H2ZM18 132V131H17ZM40 132V131H39ZM70 132V133H71ZM170 132V131H169ZM179 132V131H178ZM197 132V133H198ZM201 132V130H200ZM203 132V131H202ZM201 132V133H202ZM211 132V131H210ZM217 132V131H216ZM225 130H223L222 133H224ZM226 132H232L231 130L230 131H227ZM225 132V133H226ZM245 132H248V131H245ZM5 133V132H4ZM43 133V132H42ZM41 133V135H42ZM67 133V132H65ZM63 133V137H64V134ZM205 134L207 133L206 131L204 132ZM219 133V132H218ZM237 133V132H236ZM236 133L234 134V137H236ZM36 134V133H35ZM69 134V133H68ZM196 134V133H194ZM228 134V133H227ZM239 136H241L242 134H240L238 132ZM247 134V133H246ZM11 135V134H10ZM178 135V134H177ZM230 135V134H229ZM228 137L225 139H228V138H232L233 134L231 135V137ZM244 135V134H243ZM249 135V132L248 134ZM5 136V135H4ZM179 136V135H178ZM200 136V135H199ZM204 136V135H203ZM207 136V135H206ZM209 136V135H208ZM207 136V137H208ZM212 136V135H211ZM250 136V135H249ZM7 137V136H6ZM44 137V136H43ZM60 137V136H59ZM62 137V138H63ZM224 138V136H222ZM244 137V136H243ZM243 137H240V138H243ZM248 137V136H247ZM245 136V138H247ZM1 138V137H0ZM5 138V137H4ZM19 138V137H18ZM152 138V137H151ZM175 138V137H174ZM181 138V137H180ZM251 138V136H250ZM253 138V139H254ZM2 139V138H1ZM56 139V138H55ZM149 139V140H148ZM154 139V138H153ZM209 139V138H208ZM212 139V137H211ZM228 139V140H230ZM233 139V138H232ZM231 139V140H232ZM259 139V138H258ZM7 140V139H6ZM18 140V139H17ZM61 140H64V139H61ZM215 140V139H214ZM213 140V141H214ZM218 140V139H217ZM245 140V139H243ZM251 140V139H249ZM248 140V141H249ZM256 140V139H255ZM108 141V142H107ZM181 141V140H179ZM188 141V140H187ZM221 141V139L219 140ZM7 142V141H6ZM64 142V141H63ZM106 142V143H105ZM142 142V143H140ZM157 142V141H156ZM222 142V141H221ZM220 142V143H221ZM243 142V141H242ZM62 143V141H61ZM66 143V142H65ZM64 143V144H65ZM179 143V142H178ZM238 143V142H237ZM253 143L254 140H253ZM102 145L101 147H98L99 145ZM158 144V143H157ZM214 144V143H213ZM226 144V143H225ZM241 144V143H240ZM244 143H242L241 146H244L243 145ZM2 145V144H1ZM9 145V144H8ZM63 145V143H62ZM86 145V146H87ZM189 145V144H187ZM211 145V144H210ZM217 145V144H216ZM219 145V144H218ZM223 145V144H222ZM221 145V146H222ZM227 145V144H226ZM235 145V144H233ZM246 145V143H245ZM253 145V144H252ZM4 146V144H3ZM59 146V145H57ZM67 146V144H66ZM65 146V147H66ZM111 146V145H110ZM158 146V145H157ZM236 146V145H235ZM239 145L237 144V147ZM248 145H246V148ZM6 147V146H5ZM52 147V146H51ZM63 147V146H62ZM81 147V146H80ZM80 147L79 150H80ZM103 147V148H104ZM112 147V146H111ZM110 147V148H111ZM155 147V146H153ZM160 147V146H158ZM164 147V146H163ZM185 147V146H184ZM220 147V146H219ZM225 147V150H226V146ZM224 147H221V148H224ZM250 147V146H249ZM258 147V146H257ZM25 148V147H24ZM102 148V149H103ZM109 148V149H110ZM157 148V147H156ZM162 148V147H161ZM187 148V147H186ZM202 148H204L202 146ZM211 148V147H210ZM236 148V147H235ZM239 148V147H238ZM243 148V147H242ZM263 148V146L261 147ZM59 149V148H58ZM63 149V148H62ZM112 149V148H111ZM110 149V150H111ZM188 150L190 149V146L187 148ZM205 149V148H204ZM212 149V148H211ZM218 149V148H217ZM220 149V148H219ZM218 149V150H219ZM244 149V148H243ZM254 149V147H253ZM256 149V148H255ZM258 149V148H257ZM260 149V147H259ZM258 149V150H259ZM1 150V149H0ZM3 150V149H2ZM14 150V149H13ZM19 150H22V149H19ZM83 150V149H82ZM101 150V149H100ZM157 150V149H155ZM161 150V149H160ZM168 150V149H167ZM187 150V151H188ZM191 150V149H190ZM197 150V149H196ZM203 150V149H202ZM222 150V149H221ZM224 150V151H225ZM263 150V149H262ZM5 151V150H3ZM18 151V150H17ZM16 151V152H17ZM64 151V150H62ZM86 151V150H85ZM88 156H89V153L91 152H88ZM104 151V149H103ZM103 151H96L97 153L99 152H103ZM107 151V150H106ZM125 151V153H124ZM159 151V150H158ZM215 151V150H214ZM227 151V150H226ZM239 151V150H238ZM242 151V150H241ZM248 151V149L246 150ZM256 151V150H255ZM7 152V150H6ZM15 152V153H16ZM22 152V151H21ZM20 152V153H21ZM65 152V151H64ZM77 152H79L77 150ZM175 152V151H174ZM197 152V151H196ZM216 152V151H215ZM218 152V151H217ZM216 152V153H217ZM245 152V151H244ZM3 153V152H2ZM1 153V154H2ZM76 153V152H75ZM80 153H83V152H80ZM79 153V154H80ZM151 153V152H150ZM155 153V151H154ZM166 153V152H165ZM165 153H163L165 155ZM178 153V152H177ZM193 153V152H192ZM198 153V152H197ZM221 153V152H219ZM226 153V152H225ZM229 153H230V150H229ZM227 153V154H229ZM232 153V152H231ZM62 154V153H61ZM156 154V153H155ZM154 154V155H155ZM158 154V153H157ZM155 155V156H158V155ZM161 154V153H160ZM174 154V153H173ZM176 154V153H175ZM195 154V153H194ZM202 154V153H200ZM214 154V153H213ZM242 154V153H240ZM239 154V155H240ZM247 153H245L246 155ZM25 155V154H24ZM74 155H77V154H74ZM91 155H93L91 153ZM96 155V153H95ZM109 155V154H108ZM111 155V154H110ZM109 155V156H110ZM114 155V154H113ZM113 155H111L113 157ZM149 155H152V154H149ZM192 155V154H191ZM216 155V154H215ZM213 155V156H215ZM235 155V154H234ZM237 155V154H236ZM235 155V156H236ZM244 155V154H243ZM10 156V155H9ZM8 156V157H9ZM22 156V155H21ZM54 156V155H53ZM62 156V155H61ZM79 156V155H77ZM101 156V154H100ZM103 156V155H102ZM117 156V155H116ZM161 156V155H160ZM210 156V154H209ZM219 156V155H217ZM215 156V157H217ZM226 156V155H225ZM230 156V155H229ZM2 157V156H1ZM0 157V158H1ZM16 157V156H15ZM19 157V156H17ZM111 157V159H112ZM115 157V155H114ZM148 157V156H147ZM180 157V156H179ZM214 157V158H215ZM221 157V156H220ZM224 157V155H223ZM244 157V156H243ZM6 158V157H5ZM10 158V157H9ZM48 158V157H47ZM73 158H76V159H73ZM152 159V157H150ZM155 158V157H154ZM158 157H156V160H157ZM165 158V157H164ZM167 158V157H166ZM176 158V157H175ZM204 158V157H203ZM218 158V157H217ZM232 158V157H231ZM19 159H21L19 157ZM18 159V160H19ZM23 160L25 158H22ZM44 159V158H43ZM50 159V158H49ZM103 159H105L103 157ZM163 158H161L160 160H162ZM181 159V158H180ZM192 159V158H191ZM209 159V158H208ZM212 159V158H211ZM225 157L224 159L222 158V160L225 161ZM228 159V158H227ZM227 159H226V162H227ZM259 159V158H258ZM5 160V159H4ZM17 160V159H16ZM28 160V159H27ZM34 160V159H33ZM62 160V159H61ZM91 160V158H90ZM93 160V158H92ZM95 160V159H94ZM92 162L90 168L88 169L87 167V171L84 172L85 173V177L86 176V173L89 175L94 169L96 171V168L99 167V163H96ZM107 160V159H106ZM110 160V159H109ZM115 160V159H114ZM117 160V159H116ZM159 160V159H158ZM165 160V159H164ZM177 161H179L178 159H176ZM190 160V159H189ZM234 160V159H233ZM255 160V159H254ZM253 160V161H254ZM263 160V159H261ZM20 161V160H19ZM45 161V160H44ZM101 161V159L99 160ZM168 161V160H167ZM166 161V164L168 163ZM183 161V160H181ZM179 161V163L181 162ZM216 161V160H215ZM218 161V160H217ZM259 161V160H258ZM2 162V161H1ZM39 162V161H38ZM108 162V160H107ZM106 162V163H107ZM111 162V160H110ZM157 162V161H156ZM159 162V161H158ZM5 163V162H4ZM20 164H22L21 162H19ZM42 163V162H41ZM44 163V162H43ZM55 163V162H54ZM57 163V161H56ZM105 163V164H106ZM113 163V161L111 162ZM111 163H110V166H111ZM116 163V162H115ZM117 163V164H118ZM178 163V162H177ZM229 163V162H228ZM261 163V162H260ZM25 164V163H24ZM61 164V163H60ZM88 164V163H87ZM186 164V163H185ZM252 164V163H251ZM64 166V164H62ZM104 165V164H103ZM109 164H107L108 166ZM180 165V164H179ZM184 165V163H183ZM189 165V163H188ZM193 165V164H192ZM250 165V164H249ZM0 166H2V163L0 164ZM58 165H56L57 167ZM61 166V167H63ZM102 166V165H100ZM107 166H105V168L107 169ZM109 166V167H110ZM129 168H128V167ZM136 166V167H137ZM181 166H182V163H181ZM186 166V165H185ZM184 166V168H185ZM197 166V165H196ZM204 166V165H203ZM209 166V165H208ZM242 166V165H241ZM258 166V164H257ZM20 165L19 164H15L13 163V161H6V163L4 164V167H2L3 169L1 170L0 172V182H7L8 180L11 181L13 179H11V174L14 170H17V172H19L20 174V171H23L22 169L20 170ZM66 167V165L64 166ZM63 167V168H64ZM114 168V165L111 166ZM116 167V165H115ZM170 167V166H169ZM68 168V167H67ZM86 168H83V169H86ZM100 168V167H99ZM102 168V167H101ZM104 168V169H105ZM119 168V167H117ZM188 168V167H187ZM193 168V167H192ZM218 168V167H217ZM231 168V167H230ZM253 168V167H252ZM258 168V167H257ZM263 168V167H262ZM45 169V168H44ZM48 169V168H47ZM59 170L61 168H58ZM65 169V168H64ZM69 169V168H68ZM189 169V168H188ZM194 169V168H193ZM254 169V168H253ZM74 171V169H72ZM103 170V169H102ZM145 170V173L146 171ZM182 170V169H181ZM185 171L187 169H184ZM196 170V169H195ZM210 170V169H209ZM214 170V169H213ZM229 170V169H228ZM61 171V170H60ZM85 171V170H83ZM112 171V170H111ZM117 170H115L114 172L115 173H118L116 172ZM118 171H120V168L118 169ZM153 171V172H154ZM174 171V170H173ZM212 171V170H211ZM222 171V170H221ZM232 171V170H231ZM252 171V170H251ZM255 171V169L253 170ZM257 171V170H256ZM259 171V169H258ZM69 172V171H68ZM72 172V171H70ZM76 172V171H74ZM82 172V171H81ZM98 172V171H97ZM106 172V171H104ZM103 172V173H104ZM109 172H110V169H109ZM123 172V171H122ZM122 172H120L119 174H122ZM125 172V171H124ZM144 172V170H143ZM142 172V173H143ZM152 171H149L148 173H150ZM172 172V171H171ZM194 172V170H193ZM192 172V173H193ZM264 172V171H263ZM28 173V172H27ZM34 173V172H33ZM94 173V172H93ZM91 173V174H93ZM96 173V172H95ZM101 173V172H100ZM130 173V172H129ZM128 173V174H129ZM144 173V175H145ZM170 173V172H169ZM181 173V172H180ZM186 173V172H185ZM258 173V172H257ZM18 174V175H19ZM24 174V173H23ZM29 174V173H28ZM42 174V173H41ZM74 173H72L73 175ZM80 174V173H79ZM110 173H108L109 175ZM127 174V175H128ZM159 174V175H160ZM184 174V173H183ZM189 174V173H188ZM194 174V173H193ZM259 174V173H258ZM25 175V174H24ZM76 175V173L74 174ZM73 175V176H74ZM96 175V174H95ZM102 175V174H101ZM104 175V174H103ZM123 175V174H122ZM125 175V174H124ZM126 175V176H127ZM142 175V174H141ZM148 175V174H147ZM152 175V174H151ZM158 176V178H160ZM164 175V174H163ZM162 175V176H163ZM168 175V174H167ZM215 175V174H214ZM42 176V175H41ZM83 176V175H81ZM92 175H90V178H91ZM99 176V175H98ZM129 176V175H128ZM137 176V175H136ZM135 176V177H136ZM155 176V177H157ZM261 176H264L263 174H261ZM22 177V174L21 176ZM75 177V176H74ZM84 177V176H83ZM84 177V178H85ZM102 177V176H101ZM105 177H107L105 175ZM112 177V176H111ZM115 177V176H114ZM125 178V176H123ZM122 177V178H123ZM138 177V176H137ZM152 177V176H151ZM154 177V176H153ZM154 177V178H155ZM165 177V175H164ZM207 177V176H205ZM209 177V176H208ZM215 177V176H213ZM260 177V176H259ZM32 178V177H31ZM72 179V177H70ZM84 178L82 179L81 178H78L77 179V182L79 183V186L81 185L82 187H85L86 190L87 188H90L88 187V185L90 184H85L86 182H88L86 180V182L84 183ZM103 178V177H102ZM113 178V177H112ZM119 177L115 178L114 181H111V182H108L109 185L113 186L111 190H117L118 188H120L121 185H118L119 180L116 181V179H118ZM120 178V181L121 179ZM123 178V179H124ZM127 178V177H126ZM140 178V177H138ZM138 178H136L138 180ZM149 178V177H148ZM178 178V176H177ZM191 178V176H190ZM194 178V176H193ZM197 178V177H196ZM196 178H195V183L198 184V182H196ZM230 178V177H229ZM228 178V179H229ZM248 178V177H247ZM262 178V177H261ZM15 179V178H14ZM76 179V177H75ZM75 179H73V181H75ZM100 179V178H99ZM109 179V178H108ZM114 179V178H113ZM112 179V180H113ZM152 179V178H151ZM179 179V178H178ZM181 179V178H180ZM28 180V179H27ZM52 180V179H51ZM105 180V179H104ZM132 181V179H128V182ZM135 180V179H133ZM141 181L144 182V179H140ZM147 180V179H146ZM150 180V179H148ZM158 180V179H157ZM161 180V179H160ZM194 180V179H193ZM192 180V181H193ZM260 180V179H259ZM21 181H22V178H21ZM96 181H99V180H96ZM95 181V182H96ZM102 181V180H101ZM108 181V180H106ZM116 181V182H115ZM125 181V180H124ZM178 180L176 179V182ZM185 181V180H184ZM243 182V180H241ZM249 181V180H248ZM26 182V181H25ZM29 182V181H28ZM56 182V181H55ZM70 182V181H69ZM76 182V181H75ZM104 182V181H103ZM101 182V183H103ZM127 182V181H125ZM124 182V183H125ZM127 182V183H128ZM155 180L153 181V184ZM158 183L160 181H157ZM194 182V181H193ZM259 182V181H258ZM262 182H264L262 180ZM59 183V182H58ZM93 183V182H91ZM107 183V184H108ZM127 183H125L124 185H126ZM157 183V184H158ZM165 183V182H164ZM164 183L162 185H157V186H152V187H147L145 189H141L139 191V194L137 196V199H134V202L135 204H131L133 207H132V210L130 211H127L128 213L127 214H123L122 213L120 214L121 216V221H124L129 227H130V230L131 231V235H129V237L131 236L132 238L135 237V240L137 241L138 240V243L141 245L140 248H144L142 249L143 250V253L142 254H138V255H132L131 252H129L128 250L126 251L124 248H121L120 245L118 244V242H115L114 241V238H113V235L115 236V234L113 233V235H110V233H108L110 236L108 237V246H109V255H110V262L109 264H131V260L132 258H134V262H135V259H139V258H142L143 260L145 259V261L147 260V264H254V261H253V256L251 255V252H250V249L247 247V245H245L244 241H243V237L236 233L234 230V227H232L231 225L228 224L227 221H231L232 220H227L228 218L226 217H223V212L225 210L228 209V202L224 199V195L222 196L221 194H217L216 193H210L208 191V189L206 187H197L199 188L198 190L201 192V196H202V200L199 201V206L197 204L198 207L194 206L195 204H192L193 203V200L195 201L197 199H191L192 196H190V199L187 197L189 196L190 194L191 195H194L190 192V188L188 187L189 191L187 190V188L185 189V187L182 185V183L180 184L179 182V185L182 186L183 190L180 188V187H177V188H180L181 192L183 195L184 194H188V195H179L177 194V192L174 191H170L169 193V188L168 189H165L166 186H164ZM202 183V182H201ZM240 183V182H239ZM238 183V184H239ZM244 183V182H243ZM246 183V182H245ZM252 183V181H251ZM256 183V182H255ZM260 183H261V180H260ZM46 184V183H45ZM52 184V183H51ZM50 184V185H51ZM54 184V183H53ZM71 184V183H70ZM123 184V183H122ZM130 184V183H129ZM133 184V183H132ZM137 184V182H136ZM135 184V187H137ZM139 184V182H138ZM149 184V182H148ZM151 184V183H150ZM152 184V185H153ZM174 184V183H173ZM177 184V183H176ZM220 183H218L219 185ZM250 184V182H249ZM248 184V185H249ZM254 184V183H253ZM24 185V184H23ZM28 185H30L31 187H35V184L33 183H29ZM41 185V184H40ZM49 185V184H48ZM69 185V184H68ZM93 185V184H92ZM91 185V186H92ZM128 185V184H127ZM139 185H143L142 183L139 184ZM200 185V184H199ZM198 185V186H199ZM242 185V184H241ZM256 185V184H255ZM258 185V184H257ZM4 186V185H3ZM29 186V187H30ZM73 186V185H72ZM78 186V190L80 192V195H84L82 193V190L80 187ZM99 186V185H97ZM105 187L104 185H101V187ZM108 186V185H107ZM134 186V185H133ZM178 186V184H177ZM186 186V185H185ZM254 186V185H253ZM259 186V185H258ZM48 187V186H47ZM52 187V186H51ZM61 187L62 184H61ZM59 187V185H55L53 186V190L55 191V194L56 195H61V197L63 198L64 197V194L65 192H63L64 190ZM65 187V186H64ZM69 187V186H68ZM75 187L76 186V183H75ZM74 187V188H75ZM127 187V186H126ZM125 187V188H126ZM135 187L134 190H135ZM211 187V186H210ZM218 187V186H217ZM241 188H243L244 190H246L247 188H249L248 186H245L243 185L240 186ZM252 187V186H251ZM250 187V188H251ZM70 188V187H69ZM80 188V189H79ZM93 188V187H92ZM109 188V187H108ZM123 188V187H121ZM132 188V186H131ZM132 188V189H133ZM141 188V186H140ZM143 188V187H142ZM193 188V187H192ZM206 188V189H205ZM212 188V187H211ZM241 188H238V186H235V185H227L226 187V191H231V192H236L237 191V194L238 193V190L240 191ZM254 189V187H252ZM251 188V189H252ZM256 188V187H255ZM65 189V188H64ZM73 190V188H71ZM70 189V190H71ZM84 189V188H83ZM103 189V188H102ZM106 189V188H105ZM174 189V188H173ZM186 192H184L185 190ZM195 189V188H194ZM242 189V190H243ZM10 190V189H9ZM8 190V191H9ZM23 190V189H22ZM77 190V189H76ZM93 190V189H92ZM91 190V191H92ZM108 190V189H107ZM132 190V193L133 191ZM137 190V189H136ZM213 190V188H212ZM248 190V189H247ZM33 192L36 191V190H32ZM68 192V190H66ZM89 191V190H88ZM86 191V192H88ZM98 191V190H97ZM110 191V189H109ZM108 191V192H109ZM122 190H120L121 192ZM168 191V192H167ZM179 191V189H178ZM190 193H188V192ZM193 191V190H192ZM196 191V190H195ZM251 192H253L252 190H250ZM40 192V191H39ZM79 192H76V193H79ZM93 192V191H92ZM102 192V190H101ZM107 192V191H106ZM105 192V193H106ZM111 192V191H110ZM118 192V191H117ZM215 192V191H214ZM246 192V191H245ZM249 190L246 192L248 194ZM35 193V192H34ZM82 193V194H81ZM116 193V192H115ZM136 193V192H135ZM225 193V192H224ZM250 193V192H249ZM3 194V193H2ZM1 194V196H2ZM5 194V193H4ZM25 194V193H24ZM27 194V193H26ZM37 194V193H36ZM54 194V193H53ZM54 194V195H55ZM67 194V193H66ZM75 194V192H74ZM88 194V193H87ZM110 194V193H109ZM119 194V193H118ZM117 194V195H118ZM125 194V193H123ZM129 194V193H128ZM128 194H126L128 196ZM227 194V193H226ZM253 194V193H251ZM44 195V194H43ZM91 195V194H90ZM102 195V194H101ZM108 195V193H107ZM112 195V194H110ZM197 195V194H196ZM240 195V194H239ZM257 195V193H256ZM6 196V195H5ZM26 196V195H25ZM66 196V195H65ZM72 196V195H71ZM92 196V195H91ZM120 196V195H119ZM130 196H132L130 194ZM195 196V195H194ZM200 196V195H199ZM229 196V195H228ZM237 196V195H236ZM9 198H4L2 197V199H0V264H28L25 260H22L21 259H17L16 258V254L17 252L21 251L22 248H21V243L20 241L22 240L21 238H25V237H29L30 235L34 236L35 235V229L31 226V224L29 223V225H26L23 221L22 223H16V221L14 220V218L10 215L9 213V210H10V206L9 204H11V202L13 201L11 198H13V195L12 196H8ZM43 197V196H42ZM86 197V196H85ZM125 197V196H124ZM122 197V198H124ZM134 197V196H133ZM258 197V196H257ZM27 198V197H26ZM34 198V197H33ZM41 198V197H40ZM56 198V197H55ZM54 198V199H55ZM68 198V194H67V197H64V200ZM70 198V197H69ZM79 198V197H78ZM107 198V197H106ZM114 198V197H113ZM128 198V197H126ZM195 198V197H193ZM200 198V197H198ZM250 198V197H249ZM31 199V198H30ZM52 199V198H51ZM61 198L59 197L58 200H60ZM76 199V198H75ZM133 199V198H132ZM131 199V200H132ZM201 199V198H200ZM56 200V199H55ZM57 200V201H58ZM69 200V199H67ZM115 200V199H114ZM118 200V199H117ZM125 200V199H124ZM136 200V201H135ZM192 200V201H191ZM49 201V200H48ZM70 201V200H69ZM68 201V202H69ZM71 201H74V200H71ZM70 201V202H71ZM127 201V200H126ZM264 201V200H263ZM15 202V201H14ZM66 202V201H65ZM197 202V203H198ZM231 202V201H230ZM236 203L234 204L236 206V208L239 210L240 214L242 215L243 217V220L242 222L244 223V227L245 225L246 226H249L248 229L251 230L252 229H255L256 231H258V233L260 232H263L264 231V215H263V212L262 211H256V210H252L250 207H248L247 205H244V203L240 202V201H235ZM57 203V202H56ZM73 203V202H72ZM117 203V202H116ZM122 203V202H121ZM126 203V202H125ZM192 204L193 205V208L192 206H190L189 204ZM195 203V202H194ZM27 204V203H26ZM34 204V203H33ZM38 204V203H37ZM60 204V203H59ZM61 205V204H60ZM125 205V204H124ZM233 205V204H232ZM259 205V204H258ZM121 206V205H120ZM123 206V205H122ZM58 207V206H57ZM131 207V206H130ZM129 207V208H130ZM230 207V206H229ZM17 208V206H16ZM34 208V207H33ZM55 208V207H54ZM59 208H62L61 206ZM119 208V206H118ZM57 209V208H56ZM76 209V208H75ZM123 209V208H122ZM64 210V209H63ZM124 210V209H123ZM224 210V211H223ZM33 211V210H32ZM55 211V210H54ZM62 211V210H61ZM61 211H60V214H61ZM228 211V210H227ZM59 212V211H58ZM117 212V211H115ZM119 212V211H118ZM123 212V211H121ZM230 212V211H229ZM234 212V211H233ZM65 213V212H64ZM76 213V211H75ZM59 214V213H58ZM112 214V213H111ZM115 214V213H114ZM236 214V213H235ZM234 214V215H235ZM37 215V214H35ZM47 216V215H46ZM113 216V215H112ZM117 216V215H116ZM119 216V215H118ZM117 216V217H118ZM236 216V215H235ZM110 217V216H109ZM114 217V216H113ZM208 217H211L212 220L208 219ZM29 218V217H28ZM37 218V217H36ZM226 218V219H225ZM237 218V217H236ZM40 219V218H39ZM68 219V218H67ZM66 219V220H67ZM108 219V218H107ZM115 219V218H114ZM17 220V219H16ZM42 220V218H41ZM57 220V219H56ZM70 220V219H68ZM120 220V219H119ZM118 220V221H119ZM27 221V220H26ZM114 221V220H113ZM111 221V222H113ZM120 221V222H121ZM61 222V221H60ZM72 222V220H71ZM104 222V221H103ZM111 222H110V227L109 229L111 228ZM117 222V221H116ZM115 222V223H116ZM230 222V223H231ZM34 223V222H33ZM37 223V222H36ZM48 223V222H47ZM66 223V222H65ZM77 223V222H76ZM234 223V222H233ZM238 223H240L238 221ZM39 224V223H38ZM73 224V223H72ZM80 224V223H79ZM109 224V223H108ZM107 224V225H108ZM113 224V223H112ZM124 224V223H123ZM122 224V225H123ZM18 225V226H17ZM48 225V224H47ZM71 225V224H70ZM101 225V224H100ZM115 225V224H114ZM121 225V223H120ZM237 225V224H236ZM241 225V226H243ZM51 226V225H50ZM69 226V225H68ZM118 226V225H117ZM70 227V230H69V236L72 238V243L69 242L71 245V250L68 251V253H66V256L65 258L63 259V261L65 260L66 263H75L77 260H79V258H82L83 259V263L81 264H104L102 260V254H101V248L99 249V246H87L89 245L90 243H81V239H80V232L81 230L79 231L77 229V226H69ZM82 227V226H81ZM108 227V226H107ZM115 227V226H114ZM238 227V226H237ZM251 227V228H250ZM106 228V227H105ZM126 228V227H125ZM243 228V227H242ZM246 228V227H245ZM67 229V228H66ZM80 229V228H79ZM112 229V228H111ZM110 229V230H111ZM114 229V228H113ZM116 230V229H115ZM128 230V228H127ZM245 230V229H244ZM61 231V230H60ZM114 231V230H113ZM119 231V229H118ZM120 231H123L122 229ZM125 231V230H124ZM127 231V232H129ZM241 231V230H240ZM247 231V230H246ZM48 232V231H47ZM83 232V231H82ZM87 232V231H86ZM108 232V231H107ZM248 232V231H247ZM250 232V231H249ZM253 232V231H252ZM39 233V231H38ZM118 233V232H117ZM126 233V232H125ZM124 233V235H125ZM264 233V232H263ZM34 234V235H33ZM67 234V233H66ZM82 234V233H81ZM105 234V233H104ZM120 234V233H119ZM128 234V233H127ZM130 234V233H129ZM244 234V233H243ZM249 234V233H248ZM255 234H257L255 232ZM87 235V234H86ZM247 235V234H246ZM36 236V235H35ZM67 236V235H65ZM83 236V235H81ZM106 236V235H105ZM117 236V235H116ZM127 236V235H126ZM125 236V237H126ZM249 236V235H248ZM256 236V235H255ZM259 236V235H258ZM264 236V234H263ZM47 237V236H46ZM87 237V236H86ZM97 237V236H96ZM104 237V236H103ZM107 237V236H106ZM105 237V238H106ZM123 237V234L121 236V239ZM124 237V238H125ZM33 238V237H32ZM35 238V237H34ZM98 238V237H97ZM128 238V236H127ZM261 238V237H259ZM263 238V237H262ZM85 239V238H84ZM38 240V239H37ZM52 240V239H51ZM94 240V239H93ZM103 240V239H102ZM101 240V241H102ZM133 240V239H132ZM36 241V240H35ZM97 241V240H96ZM122 241V240H121ZM120 241V242H121ZM125 241V240H123ZM135 241V242H136ZM37 242V241H36ZM43 242V241H42ZM50 242V241H49ZM92 242V241H91ZM26 243V242H25ZM38 243V242H37ZM94 243L96 244V242L94 241ZM93 243V244H94ZM104 244H105V241H104ZM123 244V243H122ZM249 244V243H248ZM98 245V244H97ZM107 246V247H108ZM132 246V245H131ZM136 246V245H135ZM25 247V246H24ZM69 247V246H68ZM101 247V246H100ZM264 247V246H263ZM33 248V247H32ZM108 249V248H107ZM137 249V248H136ZM141 249L139 250V252L141 251ZM259 249V248H258ZM261 251L263 250L261 247H260ZM259 249V250H260ZM103 250V249H102ZM130 250V248H129ZM132 250V249H131ZM260 251V252H261ZM66 252V250H65ZM134 252V251H133ZM138 252V250H137ZM142 252V251H141ZM140 252V253H141ZM259 252V251H258ZM258 252H255V253H258ZM264 252V251H262ZM64 253V252H62ZM103 253V252H102ZM107 253V252H106ZM253 253V252H252ZM65 254V253H64ZM137 254V253H136ZM259 255V254H257ZM39 256V255H38ZM260 256V255H259ZM60 257H63V256H60ZM124 258L123 261L120 262V259L121 258ZM38 258V257H37ZM46 258V257H45ZM59 258V257H58ZM104 258V257H103ZM36 259V258H35ZM33 260V261H36V260ZM32 260L30 259L29 261L32 262ZM44 260V259H43ZM49 260V259H48ZM45 263V264H56V263H53L52 261H48ZM56 260V259H54ZM60 260V259H59ZM104 260V259H103ZM82 261V260H81ZM80 261V262H81ZM250 261V262H249ZM39 262V261H38ZM44 262V261H43ZM42 262V263H43ZM57 262V261H56ZM108 263V262H106ZM105 263V264H106ZM135 264H137L135 262ZM139 264V263H138ZM141 264V263H140ZM146 264V263H145ZM256 264V263H255ZM261 264V263H259Z\"/></svg>",
  "mask_w": 264,
  "mask_h": 264
}]
</instances>
